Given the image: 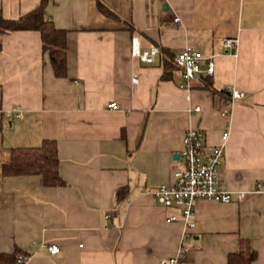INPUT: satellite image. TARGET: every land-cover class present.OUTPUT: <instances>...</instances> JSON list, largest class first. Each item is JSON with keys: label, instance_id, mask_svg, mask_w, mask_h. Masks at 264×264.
Returning a JSON list of instances; mask_svg holds the SVG:
<instances>
[{"label": "crops", "instance_id": "obj_1", "mask_svg": "<svg viewBox=\"0 0 264 264\" xmlns=\"http://www.w3.org/2000/svg\"><path fill=\"white\" fill-rule=\"evenodd\" d=\"M39 3L0 0V13L17 19ZM43 18L67 32L64 77L39 31L0 33V253L18 249L24 264H162L182 248L188 264H227L246 241L250 264H264V0H47ZM132 38L159 49L152 63L131 55ZM225 38L237 39L234 53ZM185 47L214 62L189 91L177 66L162 78ZM230 89L243 98L223 118ZM190 128L205 133L206 151L228 131L218 186L231 202L197 200L186 229L166 222L180 213L153 192L182 169ZM44 140L57 144L63 186L3 176L13 149Z\"/></svg>", "mask_w": 264, "mask_h": 264}, {"label": "built area", "instance_id": "obj_2", "mask_svg": "<svg viewBox=\"0 0 264 264\" xmlns=\"http://www.w3.org/2000/svg\"><path fill=\"white\" fill-rule=\"evenodd\" d=\"M177 22L178 18H174ZM237 39L225 38L221 41V46L229 53H234L237 46ZM159 53L157 47H152L148 51L139 49L136 38L131 40V55L140 62L150 64ZM174 62L180 70V81L177 87L184 91L191 89L192 82L200 75L212 76L214 71V62L212 58H204L196 50L185 47L174 57ZM137 82V77H132V83ZM231 101L227 103L221 111V116L227 118L230 115L233 100L243 98V93L235 89L229 91ZM189 99V97H187ZM108 108L116 110L118 106L111 102ZM193 111L198 112L195 107ZM205 133L196 129H188L182 140V150L180 158L183 167L173 174V181L170 184H161L153 192L154 198L165 208H173L179 211V215L172 214L166 222H181L186 229L194 228L195 223L192 220L194 213V203L197 200L205 199L221 203L231 202L229 192L218 186V167L222 161L225 146L228 138V131L221 135L222 143L213 147L210 151L205 150L202 142ZM243 196V193L240 194ZM50 254L59 253L57 245L47 246ZM184 249H180L177 254L162 264H188L184 259ZM25 258L18 256L17 261L22 262Z\"/></svg>", "mask_w": 264, "mask_h": 264}, {"label": "trees", "instance_id": "obj_3", "mask_svg": "<svg viewBox=\"0 0 264 264\" xmlns=\"http://www.w3.org/2000/svg\"><path fill=\"white\" fill-rule=\"evenodd\" d=\"M47 0H40L39 5L29 13L13 20L5 19L0 13V33L17 30H37L40 33L42 48L48 56L54 74L57 77H64L66 74V34L65 30L57 29L43 18V10ZM100 11L111 14V11L100 2L97 3ZM162 78L168 77V72L176 64L171 58L165 59L163 64ZM205 87H210L206 77ZM3 176H41L43 184L47 187H59L65 183L59 174V157L57 144L53 140H44L38 147L16 148L11 152L10 160L2 165ZM117 199L122 201L125 196V189H118ZM18 249L11 253H0V264H24L18 262ZM23 257V256H22ZM25 258V257H23ZM227 264H250L249 246L243 242L242 250L228 257Z\"/></svg>", "mask_w": 264, "mask_h": 264}, {"label": "water", "instance_id": "obj_4", "mask_svg": "<svg viewBox=\"0 0 264 264\" xmlns=\"http://www.w3.org/2000/svg\"><path fill=\"white\" fill-rule=\"evenodd\" d=\"M178 157V156H177Z\"/></svg>", "mask_w": 264, "mask_h": 264}]
</instances>
